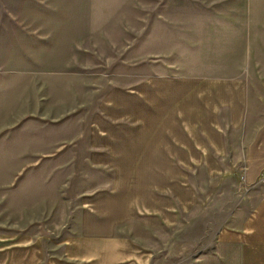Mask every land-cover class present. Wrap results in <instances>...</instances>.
Returning a JSON list of instances; mask_svg holds the SVG:
<instances>
[{
  "label": "rangeland",
  "instance_id": "obj_1",
  "mask_svg": "<svg viewBox=\"0 0 264 264\" xmlns=\"http://www.w3.org/2000/svg\"><path fill=\"white\" fill-rule=\"evenodd\" d=\"M226 67L264 74V0H0V227L48 218L76 151L118 131L113 110L130 111L124 129L141 126L145 86ZM151 176L150 206L144 193L135 208L145 219L121 230L135 229L151 264H192L238 205L226 157H168L166 180Z\"/></svg>",
  "mask_w": 264,
  "mask_h": 264
},
{
  "label": "crops",
  "instance_id": "obj_2",
  "mask_svg": "<svg viewBox=\"0 0 264 264\" xmlns=\"http://www.w3.org/2000/svg\"><path fill=\"white\" fill-rule=\"evenodd\" d=\"M203 78L145 86L149 114L135 116L142 124L132 130L119 122L130 111L113 110L118 131L76 151L73 176L48 218L28 231L0 227V264H151L135 229L121 228L145 219L135 208L145 207L144 193L150 206L151 173L165 181L172 156L226 157V178L238 189L212 248L192 264H264V74L226 67V75ZM105 162L113 167L106 182Z\"/></svg>",
  "mask_w": 264,
  "mask_h": 264
},
{
  "label": "built area",
  "instance_id": "obj_3",
  "mask_svg": "<svg viewBox=\"0 0 264 264\" xmlns=\"http://www.w3.org/2000/svg\"><path fill=\"white\" fill-rule=\"evenodd\" d=\"M263 181H264V177H263Z\"/></svg>",
  "mask_w": 264,
  "mask_h": 264
}]
</instances>
